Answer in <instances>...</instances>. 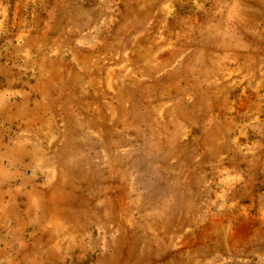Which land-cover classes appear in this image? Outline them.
<instances>
[{"label":"rangeland","instance_id":"1","mask_svg":"<svg viewBox=\"0 0 264 264\" xmlns=\"http://www.w3.org/2000/svg\"><path fill=\"white\" fill-rule=\"evenodd\" d=\"M0 264H264V0H0Z\"/></svg>","mask_w":264,"mask_h":264}]
</instances>
